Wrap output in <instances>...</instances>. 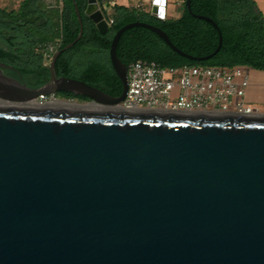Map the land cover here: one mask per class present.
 I'll list each match as a JSON object with an SVG mask.
<instances>
[{
	"label": "water",
	"instance_id": "obj_1",
	"mask_svg": "<svg viewBox=\"0 0 264 264\" xmlns=\"http://www.w3.org/2000/svg\"><path fill=\"white\" fill-rule=\"evenodd\" d=\"M31 88L0 75V264H264V113L256 116L129 111L122 34L142 26L189 55L153 24L115 34L109 55L123 84L113 96L89 82L58 76ZM161 3V5H159ZM167 0L152 14L165 18ZM191 9V0L186 1ZM109 30L101 0L85 11ZM37 25L46 18L34 15ZM4 65V64H3ZM70 91L97 108L28 103Z\"/></svg>",
	"mask_w": 264,
	"mask_h": 264
},
{
	"label": "trees",
	"instance_id": "obj_2",
	"mask_svg": "<svg viewBox=\"0 0 264 264\" xmlns=\"http://www.w3.org/2000/svg\"><path fill=\"white\" fill-rule=\"evenodd\" d=\"M75 1L81 13L84 32L81 39L71 49L82 46L91 51H101L99 59L90 56L85 60L80 78L113 96L121 95L123 84L110 60L111 43L121 27L136 21L160 27L182 51L195 57H205L214 53L218 48L219 31L211 22L198 18L194 14L208 16L218 24L223 35V44L212 57L197 61L173 50L151 29L136 26L127 29L122 34L117 46V54L127 67L134 61L145 60L155 61L163 66L230 67L244 65L264 71V14L255 0H191V9L187 6V0H184V11L177 19H161L151 12L116 4L112 13H106L107 18L113 19L114 22L105 33H102L97 24L85 14L88 0ZM40 4L28 11L26 9L30 5V0H26L20 16H14L1 9L0 16L5 19L22 20L28 12L35 13L38 10L42 17L48 19L44 26L38 27L31 24L28 27L31 36L28 44L32 45L34 54L38 46L53 42L56 38L62 40L61 48L74 42L80 33V22L74 0H63L62 9L59 10L57 16H49L47 11L42 10ZM0 31V39L7 45L12 44V38L6 40L3 37L8 33V26H0ZM0 53L6 58L9 55V52L2 48H0ZM36 55L38 60L30 66L31 69L28 71L36 72L40 78L28 83L31 88L44 86L50 76L43 54L37 53ZM65 56L66 53H62L56 61V71L59 75L64 74Z\"/></svg>",
	"mask_w": 264,
	"mask_h": 264
},
{
	"label": "built area",
	"instance_id": "obj_3",
	"mask_svg": "<svg viewBox=\"0 0 264 264\" xmlns=\"http://www.w3.org/2000/svg\"><path fill=\"white\" fill-rule=\"evenodd\" d=\"M155 1L151 0L152 7ZM136 7L142 8L143 4H137ZM156 16L166 19V13L165 18L160 14ZM113 22V19H108L109 26ZM59 44L60 40H57L45 47L43 54L46 62L51 60ZM250 86V68L244 65L174 67L163 66L155 61L137 60L128 66V89L124 100L107 107L129 111L260 115L263 113L261 108L247 100ZM34 100L40 105L73 103L59 98L55 93L43 94Z\"/></svg>",
	"mask_w": 264,
	"mask_h": 264
},
{
	"label": "flooded vegetation",
	"instance_id": "obj_4",
	"mask_svg": "<svg viewBox=\"0 0 264 264\" xmlns=\"http://www.w3.org/2000/svg\"><path fill=\"white\" fill-rule=\"evenodd\" d=\"M34 15H38L40 18H42L40 13L37 14L31 12H28L27 15H25L22 18V20L5 19L0 16V26H6V25L8 26V33L4 34L3 37L6 40H10L11 38L13 40L12 44L7 45L2 39H0V48L4 49V51L6 50L9 52L7 58L5 56H2V54L0 53V75H5L7 77L15 79L23 84H26L27 86L28 83L31 82V80L33 79L38 80V78H40V76L36 74V72H29L28 70L31 69L30 66H32L35 62H37L38 56L36 54L37 53L43 54L44 53L43 51L46 47L45 45L38 46L35 49V54H34L32 52V45L28 44V41L31 39L28 27L31 24H34L38 27L46 25V24L37 25L36 21L35 22L30 21ZM61 45H62V40H60V44L56 52L63 49L61 48ZM71 48L62 52V53H66L65 65H64L65 69L63 71L64 74L59 75L57 71L56 73L59 77L67 76V77H74L81 79L80 78L81 70L84 66L85 60L90 58V56H94L95 59H99V56L101 55V51H96V50L91 51L82 46H79L75 49H71ZM52 58L49 62H46L44 58V63L46 66L48 67L50 66ZM49 71H50V67H49ZM50 78H51V73L48 82L50 81ZM55 94L59 98L64 100H71L73 101V103L94 104L96 106H100V104L96 103L90 97L85 95L76 94L70 91H57ZM221 115H226V114H221Z\"/></svg>",
	"mask_w": 264,
	"mask_h": 264
},
{
	"label": "rangeland",
	"instance_id": "obj_5",
	"mask_svg": "<svg viewBox=\"0 0 264 264\" xmlns=\"http://www.w3.org/2000/svg\"><path fill=\"white\" fill-rule=\"evenodd\" d=\"M26 0H0V9L6 13H11L14 16H20L23 10V4ZM113 1V0H112ZM119 3H128V6L132 7L134 4L140 3L143 4V9L145 12H150L152 9L151 0H118ZM180 2L182 0H179ZM258 8L264 14V0H255ZM104 5V10L108 13L113 12V6L111 4V0H101ZM57 6H62V0H44L40 7L46 10L49 16H57L59 15V8ZM53 7V8H49ZM184 11V4L179 3L178 0H167L166 5V18L167 19H177L181 17ZM13 12V13H12ZM58 39H55L53 42H57ZM51 43V42H50ZM46 44L45 46H48ZM251 76L253 75V70L250 69ZM262 109L264 111V105H262Z\"/></svg>",
	"mask_w": 264,
	"mask_h": 264
},
{
	"label": "crops",
	"instance_id": "obj_6",
	"mask_svg": "<svg viewBox=\"0 0 264 264\" xmlns=\"http://www.w3.org/2000/svg\"><path fill=\"white\" fill-rule=\"evenodd\" d=\"M42 1H44V0H30V5L28 7L29 9L27 8L26 10L30 11L31 8H33V7L35 9L36 8L35 6L39 5L40 2H42ZM178 2L184 4V0H182L181 2L178 0ZM111 4H112L113 7L116 4H121V5L128 6V3H119L118 0L111 1ZM137 4H140V3H137ZM137 4H134L132 7L137 8L136 7ZM62 6H63V0H62ZM62 6H57L56 8H59V10H61ZM49 8H53V7H49ZM143 8L144 7L138 8V9L144 11ZM42 10L46 11L44 9H42ZM105 12L108 13L106 10H105ZM150 12H151V10H150ZM35 13L38 14L40 12L37 10ZM42 18H45V17H42ZM47 22H48V19H47ZM56 39L61 40L60 38H56ZM250 69L253 70V75L251 76V86H250V88L248 90L247 100L250 101L251 103H254V104L258 105L261 108V111L264 113V111L262 109V105H264V71L253 69V68H250Z\"/></svg>",
	"mask_w": 264,
	"mask_h": 264
},
{
	"label": "bare ground",
	"instance_id": "obj_7",
	"mask_svg": "<svg viewBox=\"0 0 264 264\" xmlns=\"http://www.w3.org/2000/svg\"><path fill=\"white\" fill-rule=\"evenodd\" d=\"M30 106H36V105H40L36 100H32L30 101V103H28ZM46 106H51L54 108H97L96 105L94 104H78V103H67V102H54V103H47L44 104ZM108 108V107H106Z\"/></svg>",
	"mask_w": 264,
	"mask_h": 264
}]
</instances>
